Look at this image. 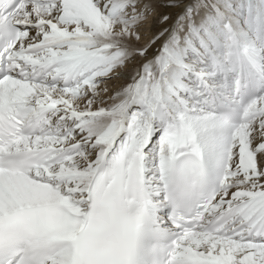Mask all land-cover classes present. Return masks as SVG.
<instances>
[{"label":"snow or ice","instance_id":"snow-or-ice-1","mask_svg":"<svg viewBox=\"0 0 264 264\" xmlns=\"http://www.w3.org/2000/svg\"><path fill=\"white\" fill-rule=\"evenodd\" d=\"M0 264H264V0H0Z\"/></svg>","mask_w":264,"mask_h":264}]
</instances>
